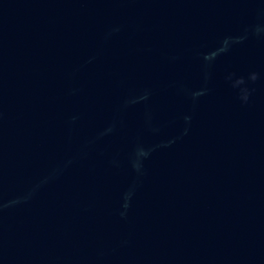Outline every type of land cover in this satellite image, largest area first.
<instances>
[{"label":"water","instance_id":"1","mask_svg":"<svg viewBox=\"0 0 264 264\" xmlns=\"http://www.w3.org/2000/svg\"><path fill=\"white\" fill-rule=\"evenodd\" d=\"M0 264H264V0H0Z\"/></svg>","mask_w":264,"mask_h":264}]
</instances>
